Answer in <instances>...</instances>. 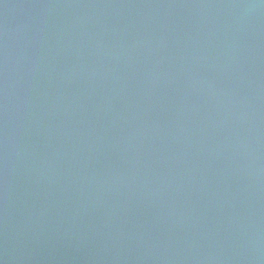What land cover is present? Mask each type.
<instances>
[{
	"label": "water",
	"instance_id": "obj_1",
	"mask_svg": "<svg viewBox=\"0 0 264 264\" xmlns=\"http://www.w3.org/2000/svg\"><path fill=\"white\" fill-rule=\"evenodd\" d=\"M0 264H264V0H0Z\"/></svg>",
	"mask_w": 264,
	"mask_h": 264
}]
</instances>
